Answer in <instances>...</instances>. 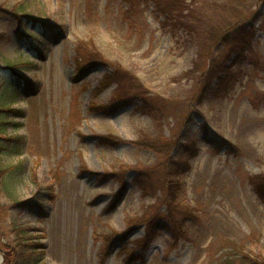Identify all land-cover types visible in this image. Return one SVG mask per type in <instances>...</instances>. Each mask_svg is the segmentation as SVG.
Returning a JSON list of instances; mask_svg holds the SVG:
<instances>
[{"label":"rangeland","instance_id":"1","mask_svg":"<svg viewBox=\"0 0 264 264\" xmlns=\"http://www.w3.org/2000/svg\"><path fill=\"white\" fill-rule=\"evenodd\" d=\"M263 179L264 0H0V264H264Z\"/></svg>","mask_w":264,"mask_h":264},{"label":"trees","instance_id":"2","mask_svg":"<svg viewBox=\"0 0 264 264\" xmlns=\"http://www.w3.org/2000/svg\"><path fill=\"white\" fill-rule=\"evenodd\" d=\"M179 7V5H178ZM178 7L176 8V11L178 13L179 9ZM227 9V8H226ZM230 9V8H229ZM256 12V11H255ZM170 15H173V13H171ZM237 19H241V20H237ZM242 21V17H234V20L231 21L229 24L226 23L225 27H223L222 29H219L216 26H208L206 31H205V35H206V39L209 42L218 44V43H222V44H232L235 46H242L244 44V42L248 39V35L247 34H243L241 33V30L243 28V26L246 24L245 22H240ZM219 63L218 61L211 60L208 63L207 66V72H209L208 74L210 75V81H207L206 86H208V83L212 84L213 80L216 79L217 81L220 80V75H222L226 70L225 68L220 67L219 65L222 64H217ZM223 63V62H222ZM211 88V86L209 87V89ZM207 139L209 142L211 143H216L218 146L224 145L225 143L220 142V138H218L216 135H214L212 132H208L207 134ZM184 166H179V169L184 170L187 166H186V162L183 163ZM183 167V168H182ZM171 174V172H170ZM173 176H177L179 173H172ZM171 174V175H172ZM261 182H264V179L261 180ZM256 193L259 196V198H261L262 201H264V190L261 189L260 184L256 185ZM147 226V224H146Z\"/></svg>","mask_w":264,"mask_h":264}]
</instances>
